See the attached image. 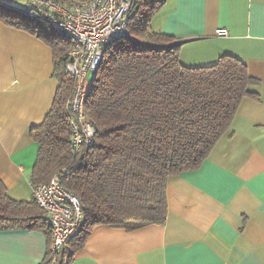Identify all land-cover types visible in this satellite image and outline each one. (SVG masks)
<instances>
[{
    "label": "trees",
    "instance_id": "obj_1",
    "mask_svg": "<svg viewBox=\"0 0 264 264\" xmlns=\"http://www.w3.org/2000/svg\"><path fill=\"white\" fill-rule=\"evenodd\" d=\"M29 1L16 6L0 0V22L34 35L52 52L57 88L45 118L29 132L38 145L29 178L34 188L57 175L80 201L82 219L58 262L71 264L94 226L162 225L168 176L200 166L229 130L242 99H258L250 87L259 83L228 55L207 66H183L178 59L183 42L149 26L167 0H132L125 34L104 46L91 74L84 99L94 128L91 143L74 153L65 107L75 85L65 70L71 39L38 11L30 14ZM51 1L70 6L89 0ZM33 202L11 199L0 182V229L50 233L44 211ZM46 253L42 264H51Z\"/></svg>",
    "mask_w": 264,
    "mask_h": 264
},
{
    "label": "crops",
    "instance_id": "obj_2",
    "mask_svg": "<svg viewBox=\"0 0 264 264\" xmlns=\"http://www.w3.org/2000/svg\"><path fill=\"white\" fill-rule=\"evenodd\" d=\"M149 26L183 42V66L239 59L259 83L250 87L258 99H242L197 169L168 176L162 225L94 226L71 264H264V0H167ZM50 50L0 22V182L17 202L33 199L38 145L29 132L56 93ZM50 236L1 228L0 264H42Z\"/></svg>",
    "mask_w": 264,
    "mask_h": 264
},
{
    "label": "built area",
    "instance_id": "obj_3",
    "mask_svg": "<svg viewBox=\"0 0 264 264\" xmlns=\"http://www.w3.org/2000/svg\"><path fill=\"white\" fill-rule=\"evenodd\" d=\"M27 8L45 18L57 31L69 35L71 49L66 72L75 85L65 103L71 116V148L79 152L82 144H90L94 128L86 120L84 99L90 87L88 74L96 72L104 46L125 34L126 18L132 0H89L85 4L61 5L51 0H31ZM216 35H228L227 29L218 28ZM33 200L44 211L51 234L49 260L58 264L63 258L67 241L74 235L82 219L78 197L68 191L57 175L47 183L33 188Z\"/></svg>",
    "mask_w": 264,
    "mask_h": 264
},
{
    "label": "rangeland",
    "instance_id": "obj_4",
    "mask_svg": "<svg viewBox=\"0 0 264 264\" xmlns=\"http://www.w3.org/2000/svg\"><path fill=\"white\" fill-rule=\"evenodd\" d=\"M24 1L25 0H11V4L16 5V6H22V4L25 5ZM72 1H74V0H72ZM87 78H88V80L91 79V75L88 74Z\"/></svg>",
    "mask_w": 264,
    "mask_h": 264
}]
</instances>
